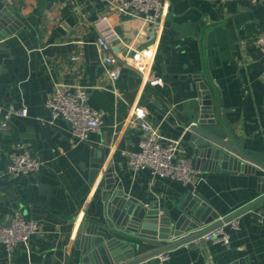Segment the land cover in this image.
Wrapping results in <instances>:
<instances>
[{
    "label": "crops",
    "instance_id": "0c3cea01",
    "mask_svg": "<svg viewBox=\"0 0 264 264\" xmlns=\"http://www.w3.org/2000/svg\"><path fill=\"white\" fill-rule=\"evenodd\" d=\"M118 3L0 0V10L6 8L18 25L0 38V173L14 150H28L42 161L36 172L0 178V224L9 223L17 211L38 223L28 242L14 252L0 243V264H66L68 256L78 254L74 241L82 221L103 215L107 208L103 170L90 181L93 148L109 147L103 169L114 167L126 193L147 205L174 210L186 183L157 177L149 168L136 172L128 165L126 151H138L142 134L136 108L145 111L164 140H180L179 153L195 167L191 181L222 215L261 195L254 173L198 170L187 138L200 112V89L193 77L200 74L212 91L227 140L264 162V50L257 41L264 33V0H165L155 24L120 13ZM101 34L110 38L111 53L122 69L116 81L99 56L96 38ZM137 51L145 56L136 58ZM159 75L163 84L151 85L149 79ZM62 86L84 88L89 104L104 119L87 141L75 140L70 122L54 118L45 105ZM21 106L28 107V115L17 113ZM3 121L7 129L1 128ZM40 183L51 187L49 196L40 191ZM262 216L264 202L238 215L239 227L230 229L228 242L196 245L188 240L168 249L166 264L236 259L264 264ZM187 235L142 244L138 255ZM134 264L159 261L154 255Z\"/></svg>",
    "mask_w": 264,
    "mask_h": 264
},
{
    "label": "water",
    "instance_id": "95a60500",
    "mask_svg": "<svg viewBox=\"0 0 264 264\" xmlns=\"http://www.w3.org/2000/svg\"><path fill=\"white\" fill-rule=\"evenodd\" d=\"M15 21L16 19H9L6 8L0 10V38L16 30L18 25ZM193 77L200 89V112L196 122L188 127L187 140L196 157L197 169L218 173H254L261 195L233 213L222 215L197 188L198 183L189 181L185 184L179 200L174 202L173 211L166 205H147L126 193L123 185L119 183L120 176L112 165L103 169L109 147L93 148L89 165L90 181L93 182L100 170H103L101 185L107 197V208L103 215L96 218L86 217L82 221L74 241L79 252L74 257L68 256L66 264H134L205 234L264 202V162L227 140L225 129L217 121L211 89L201 79L200 74ZM222 117L228 123L225 110H222ZM231 132L235 134L233 128ZM197 176L201 177L202 172ZM50 189V186L40 183V191L47 196ZM224 228L229 232L230 223ZM186 233L187 236L173 243L138 255L142 244L167 240L171 234L182 236ZM224 264L250 263L236 259Z\"/></svg>",
    "mask_w": 264,
    "mask_h": 264
},
{
    "label": "built area",
    "instance_id": "2783aa9c",
    "mask_svg": "<svg viewBox=\"0 0 264 264\" xmlns=\"http://www.w3.org/2000/svg\"><path fill=\"white\" fill-rule=\"evenodd\" d=\"M230 1V0H224ZM165 9V0H119L117 10L126 15L141 18L144 23L155 24L162 17ZM264 50V33L257 38ZM99 56L102 63L108 67L111 78L116 81L122 74V69L118 66V58L111 53L112 43L108 36L101 34L96 38ZM136 58L141 57L143 52L137 51ZM145 56V55H144ZM71 60L74 56L70 57ZM162 76H154L149 79L153 86L163 84ZM53 114V117L63 116L71 124L72 136L77 141H87L91 131L100 130L104 119L98 109L87 100V91L82 87H58L53 90L45 101ZM2 107L0 106V111ZM17 113L21 116L28 115V107L21 106ZM7 118V115L5 116ZM135 117L140 121L142 134L139 142L140 150H127L128 165L131 170L139 171L149 168L152 173L160 178L178 179L187 183L192 180L195 174V167L192 160L180 154V140L166 139L147 118L142 108H136ZM7 121L1 123V128L7 129ZM42 165L39 158L32 156L28 150L11 151L3 174H13L16 172L33 173ZM264 219V216H262ZM230 223L231 228L239 227V217H234L225 224L218 226L211 231L197 236L190 240L196 245L210 241L228 242L230 234L224 226ZM38 228L35 220L27 219L21 211L15 212L7 224H0V243L12 253L19 246L27 243L31 235ZM230 228V229H231ZM188 243V242H187ZM188 245V244H187ZM159 264H166L170 254L168 250L157 254Z\"/></svg>",
    "mask_w": 264,
    "mask_h": 264
}]
</instances>
